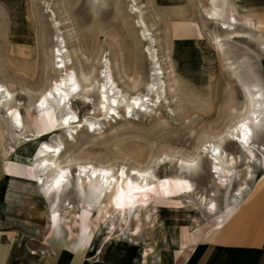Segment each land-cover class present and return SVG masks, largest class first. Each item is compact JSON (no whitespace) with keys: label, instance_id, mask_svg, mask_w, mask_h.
I'll return each mask as SVG.
<instances>
[{"label":"rangeland","instance_id":"374dc122","mask_svg":"<svg viewBox=\"0 0 264 264\" xmlns=\"http://www.w3.org/2000/svg\"><path fill=\"white\" fill-rule=\"evenodd\" d=\"M239 2L238 17L246 18V11L252 10L254 16L251 17L260 29L252 26L237 29L252 35V41H232L225 46L224 56L237 60L241 65L243 80L239 78L240 82H250L253 77H258L264 85V48L258 47L264 38V0ZM136 3L141 13L133 12L131 6ZM208 5L210 2L207 0H0V83L12 90L24 123V129L16 132L0 109V199L8 204V216L2 220L4 228L1 233L4 236L15 242L17 228L21 225L36 228V234L27 231L30 237L28 235L22 241L23 246L24 243L37 242L47 226L64 222L71 232L69 246L79 242L86 251L87 243L93 239V234L89 237L92 223L89 215H82L81 226H74L73 216L68 212L66 221L55 215L47 225L41 191L28 182L9 181L14 173L32 182L37 181L27 171L34 146L22 149L20 160L10 154L8 146L16 145L37 131H49L55 124L51 113H35L32 105L51 81L61 77L62 72L55 68L53 62V46L59 34L65 44L67 66L74 71L81 89L86 83L90 84L91 102L69 101L78 116L73 124L72 139L66 137L65 129L45 137L52 142H63L60 162L69 164L70 180L78 175V165L83 161L109 165L113 170L120 165L126 169L149 167L160 178L164 175L174 177L184 171L178 169L179 156L203 151L209 141H216L215 137L216 142L227 138L224 131L230 130L229 125L242 115L245 96L238 78L234 80L224 57L213 47L212 36L223 34V29L205 19L204 7L208 8ZM140 16L152 33L155 40L152 44L142 37L138 22ZM151 45L154 46L150 52L157 55V65L148 51ZM105 57L116 85L126 97L134 93L146 94L147 84L158 76L154 69L161 67L160 103L153 110L150 107L145 112L146 116H142L143 108L124 116L122 106L118 107L120 115L111 113L114 115L112 119L108 117L105 120L99 115L97 79H100L98 72ZM55 115L57 117L59 112L55 111ZM93 117H98L100 123L104 122L99 125L97 134L90 133L85 126L84 119ZM228 138L233 139L231 136ZM254 140L258 144L264 143V131L259 132ZM202 141L205 145L201 144ZM223 147L232 155L243 156L236 144L226 143ZM206 151L198 159L199 165L193 169V176L187 179L194 194L213 196L222 210L225 207L222 200L227 196L212 178L216 174L212 172L210 155ZM166 154L168 161L164 158ZM240 160L241 157L238 158L237 169L242 176L244 167H239ZM256 169L254 165L252 170ZM5 171L9 174L3 175ZM263 177L259 175L252 182H264ZM70 200L74 201L72 196ZM180 200L164 204L182 205V210L174 212L164 207L159 209L157 204H153L152 213L157 214L163 223L149 229L146 226L136 240L140 244H132L130 239L119 240L113 235L112 240L105 243L102 253L107 257H113V253L121 255L133 260V264H165L173 246L204 244L213 239L217 232L210 227L213 219L207 220L195 211L191 213L187 198ZM242 213L239 214L241 224L248 216V213ZM258 223V219L250 217L245 228L240 227L230 233L238 235L241 244L248 243L252 236L259 235L258 227H255ZM104 236L99 234L94 245H103ZM17 252L12 258L18 257Z\"/></svg>","mask_w":264,"mask_h":264},{"label":"bare ground","instance_id":"6f19581e","mask_svg":"<svg viewBox=\"0 0 264 264\" xmlns=\"http://www.w3.org/2000/svg\"><path fill=\"white\" fill-rule=\"evenodd\" d=\"M207 1L210 2V6L208 5V8L204 7L205 19L219 24L220 28L223 29V34L215 33L212 36L213 47L218 54L221 53L224 57L225 65L231 71L230 73L234 75V80L237 77V82H240L239 78L243 80L240 70L241 65L238 64L237 60H231L230 57L224 56L226 53L225 46L234 40L249 39L252 41V35L250 36L247 32L243 33L237 29L243 26H258H255V23L249 17L243 19L238 17L237 7L240 6L239 1ZM131 7L133 12L141 13L137 3ZM138 22L142 37L148 40L149 44L154 43L152 33L146 27L141 16L138 17ZM245 28L248 29V27ZM59 35L56 36V44L53 46V62L55 68L62 72L61 77L59 76L60 78L51 81L50 85L39 93L32 105L35 113H51L55 117V124L49 131H37L24 137L16 145L8 146L10 154L19 160L22 149L34 146V150L29 156L27 171L37 180L32 182L33 186L41 191L42 199L48 203L49 221H52L55 215L66 221L68 219L66 213L68 212L73 216L74 226H81L82 215H89L92 220L91 228L89 227V237L93 234L92 245H94L99 234H105L103 244H107L112 240L114 235L119 240L125 239L128 241L130 239L132 244L138 245L140 243L136 240L146 226L149 229L150 226L155 227L163 223L157 214L152 213L153 208H155L153 204H157L159 209L164 207L174 212L175 210H182L180 209L182 205L164 206V204L187 198L188 211L191 213L195 211L210 221L213 219L210 226L213 232L224 228L237 210L244 205L242 200L249 190V182L255 180L259 175H264V143L258 144L254 140L259 132L264 131V85L262 80L253 77L250 82L245 80V82H240L245 96L244 109L241 111L243 112L242 115L239 113L241 116L234 124L229 125L230 130L226 129L227 132L224 131L227 138L220 141L218 139L219 142H216V137H213L214 141L216 140L214 143L211 141L207 145L204 144V141L201 143L205 145L206 153L210 155V164L214 170L212 172L216 174L215 178L214 175L212 178L216 185L222 189V193L227 196L222 200L225 205L224 209L220 210L218 208L216 199L213 196L205 197L194 194V189L187 179L192 175L193 169L195 170L199 165L198 159L206 149L186 157L179 156L177 159L178 169L184 171L181 175L174 177L164 175L160 178L149 167H129L126 169L124 165H120L116 170H113L109 165H96L91 161H83L78 165V175L73 176V180H70L69 164L67 161L60 162L64 149L63 142L61 140L52 142L46 140L45 137L48 134L58 133L60 130L65 129L66 137L72 139V132L75 130L73 124L78 116L71 109L69 101L78 99L83 104L91 102L88 93L90 84L86 83L81 89L74 71L67 66L65 44ZM153 46L151 45L150 48L148 46V51L154 64L157 65V55L150 52ZM258 47L264 48V38L258 43ZM101 63L98 72L100 79H97L96 105L99 115L105 117V120L108 117L109 119L114 117L111 113L118 115L119 106H122L124 116L130 115L135 109L139 112L142 108L144 109L142 116H146L145 112L147 113L150 107L153 110V107L158 102L160 103L162 86H159L161 82L159 75L161 74V67L154 69L158 76L147 84L148 92L146 94L134 93L126 97L112 77L108 59L105 57ZM241 108L239 107V109ZM0 109L9 119L12 128L16 132H21L24 129L20 107L13 97L12 90L4 83H0ZM55 111L59 112L57 117ZM155 111H158V108ZM84 121L86 128L92 134H97L100 129L99 125L104 123L98 122V117L85 118ZM230 136L235 142L233 139L228 138ZM226 143L236 144L243 156L237 157L228 153L223 147ZM240 157L239 167H244L242 176L238 174L239 170L237 169L238 158ZM164 158L167 160V154ZM161 160L163 159L161 158ZM254 165L257 168L256 171L252 170ZM255 172H257V175H255ZM7 173L9 174L8 171H5L3 175ZM58 179L61 181L59 185L56 183ZM140 189L146 190L141 191ZM70 196L73 197L74 201L70 200ZM118 197H122V199L118 201ZM117 202L120 203V207H117ZM191 216L193 219V215ZM83 230L86 231L87 229Z\"/></svg>","mask_w":264,"mask_h":264},{"label":"crops","instance_id":"0c3cea01","mask_svg":"<svg viewBox=\"0 0 264 264\" xmlns=\"http://www.w3.org/2000/svg\"><path fill=\"white\" fill-rule=\"evenodd\" d=\"M239 12L237 7L238 15ZM246 12L249 19L255 23L254 25L258 26L257 21L251 17L254 16V12L252 10ZM9 181L28 182L33 186L31 179L17 173H14ZM251 190L250 197L246 198ZM242 204L244 205L237 210L224 228L216 232L213 239L204 244L196 242L186 246H173L165 264H264V182H249V190L245 194ZM45 206L46 224L48 225V206L46 204ZM242 212L248 213V216L241 224L242 218L239 214H243ZM7 216L8 204L4 199H0V264H133V260H128L121 255L117 256L114 253L113 257H107L108 255L102 253L105 244L92 245L91 242H88L86 251H83V244L81 245L79 242L69 246L71 232L64 222L53 227L47 226L38 237L37 242L24 243L22 246V241L28 238V235L30 237L29 232L36 234L37 229L21 225L20 228H17L14 242L1 233L4 228L2 220ZM250 217L259 220V223L255 225L256 228L258 227L259 235L250 236L248 243L241 244L238 235H233L230 232L234 229L239 230L240 227L245 228ZM235 220L240 221L243 226L238 221L236 225H233ZM119 249L123 251L122 248ZM16 250L18 257L12 258Z\"/></svg>","mask_w":264,"mask_h":264},{"label":"snow or ice","instance_id":"6c2138e0","mask_svg":"<svg viewBox=\"0 0 264 264\" xmlns=\"http://www.w3.org/2000/svg\"><path fill=\"white\" fill-rule=\"evenodd\" d=\"M65 122H67V121H65ZM63 175V174H62ZM105 175H107V173H105ZM56 183H57V185H59L60 183H61V181L58 179L57 181H56ZM141 191H144V190H146V189H140ZM120 199H122V197H118L117 198V200L119 201ZM121 205H120V203L119 202H117V207H120Z\"/></svg>","mask_w":264,"mask_h":264}]
</instances>
